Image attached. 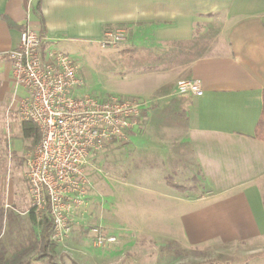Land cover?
<instances>
[{"label":"crops","instance_id":"0c3cea01","mask_svg":"<svg viewBox=\"0 0 264 264\" xmlns=\"http://www.w3.org/2000/svg\"><path fill=\"white\" fill-rule=\"evenodd\" d=\"M36 24L42 27L41 55L54 46L87 55L85 49L98 47L105 30L116 27L126 31L124 47L163 50L193 39L207 47L191 62L150 71L164 76L152 94L162 89L157 102L145 101L136 129L147 124L175 134L140 135L138 141L129 134L137 152L151 142L156 160L142 172L157 181L137 190L143 201H151L157 221L172 222L188 247L264 240V143L255 136L264 90V0H0V125L10 126V133L23 140L21 150L18 143L11 149L6 143L14 157L27 152L32 138L24 135L28 122L16 115L15 100L22 91L13 87L8 54L23 28ZM184 79L198 81L201 96L178 95L176 82ZM177 98L176 106L188 117L186 128L150 124L152 106L164 107ZM13 164L0 165V263L15 261L21 252L20 264H63L50 260L52 249L41 256L40 212L30 214L28 181ZM164 164L169 175L160 179ZM171 175L190 178L195 186L177 184L185 189L178 191L167 183ZM80 243L78 238L76 253ZM75 245L60 247L59 254L73 258Z\"/></svg>","mask_w":264,"mask_h":264},{"label":"rangeland","instance_id":"374dc122","mask_svg":"<svg viewBox=\"0 0 264 264\" xmlns=\"http://www.w3.org/2000/svg\"><path fill=\"white\" fill-rule=\"evenodd\" d=\"M124 46L125 44H119L116 47L100 49L94 45L85 49L87 55L71 47L67 48L68 51L61 50L80 68L84 82L81 95L90 94L100 100L111 96L131 98L143 104L145 101H156L162 88L157 89L154 95L152 90L160 83L163 74L126 71L117 64L112 66L102 60L99 61L95 55L115 52ZM53 48L60 50L58 46ZM88 67L91 70H87ZM10 132V126L0 125V165L4 167L6 163L9 166L11 162L14 164L17 162L18 166L14 169L27 179L23 165L39 138L36 141L30 139L31 144L29 143L27 152H21V157L17 155L16 158L7 153L6 143L8 142L9 149L18 143L21 150L23 140H19ZM132 133L134 140L137 141L140 135H147L150 138L161 134L168 137L175 134L168 130L160 131L147 124H143L139 130L135 128ZM146 144L147 149L141 153L142 150L137 152V144L133 140L116 141L89 156L84 168L85 191L83 195H76L75 199L73 197L74 200L65 205L68 215L67 234L62 241L51 239L53 244L49 248L52 249L49 250L50 260L63 264H70L71 261L92 264L94 261L92 256H95V264H264V240L246 245L192 248L182 243L177 235V227L171 226L172 222L157 221L159 218L153 214L154 207L151 201L148 199L143 201L140 189L137 190V185L143 186L146 182L157 181L150 172H142L148 165L156 163L151 152V142ZM161 170L160 179L162 175H169L167 164H164ZM171 181L176 185L183 184L187 189L195 186V181L190 178L177 180V177L171 175ZM29 210H33L31 199ZM168 218L170 219L169 216ZM145 219L148 221H142ZM17 228H23L22 224L18 223ZM95 228L100 235L113 237L115 241L100 247L95 246V235L92 232ZM78 238L81 243L76 253L78 246L75 245V241ZM65 245L77 246L71 248V251H74L70 254L73 258L65 253L59 254L60 247Z\"/></svg>","mask_w":264,"mask_h":264},{"label":"built area","instance_id":"2783aa9c","mask_svg":"<svg viewBox=\"0 0 264 264\" xmlns=\"http://www.w3.org/2000/svg\"><path fill=\"white\" fill-rule=\"evenodd\" d=\"M18 41L8 54L13 87L22 91L16 96L15 111L18 119L32 124L39 135L25 161L31 209H47L54 228L51 239L62 241L67 234L65 205L85 191L84 168L89 156L110 143L126 141L138 125L145 103L81 95L84 82L77 63L59 49L39 53L40 24L24 27ZM125 41V29L116 27L105 30L97 46L107 49ZM176 92L201 96L202 89L198 81L184 79L176 82ZM92 232L95 246L115 241L100 235L96 228Z\"/></svg>","mask_w":264,"mask_h":264},{"label":"trees","instance_id":"16d2710c","mask_svg":"<svg viewBox=\"0 0 264 264\" xmlns=\"http://www.w3.org/2000/svg\"><path fill=\"white\" fill-rule=\"evenodd\" d=\"M207 36V35H204ZM207 38V37H203ZM207 47L198 45L193 39L190 42H172L167 44L166 49L154 50L143 47H122L115 52L96 53L99 61L106 62L109 65L121 66L126 71H153L155 69H165L172 66L186 64L203 55ZM262 111L259 121L256 125L255 136L264 143V90H263ZM180 99H173L169 105L161 107L160 105L152 106V116L150 122L154 126H165L169 128H186L187 118L184 112L176 106ZM142 114V113H141ZM24 135L36 141L39 135L36 129L30 123H23ZM32 141V143H33ZM167 183L178 191H184V187L176 186L170 179ZM34 214V211H30ZM50 220L47 209L39 213V231L42 249V257L45 256L48 249L52 246L51 236L53 235V224ZM23 253L17 252L15 261L1 262L0 264H20L19 260ZM73 264H76L73 262Z\"/></svg>","mask_w":264,"mask_h":264}]
</instances>
